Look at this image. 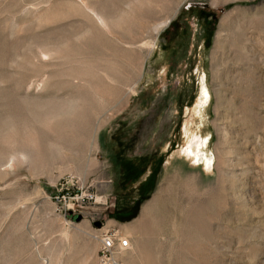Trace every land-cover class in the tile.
<instances>
[{
  "label": "rangeland",
  "instance_id": "rangeland-1",
  "mask_svg": "<svg viewBox=\"0 0 264 264\" xmlns=\"http://www.w3.org/2000/svg\"><path fill=\"white\" fill-rule=\"evenodd\" d=\"M110 228L127 264H264V0H0V264Z\"/></svg>",
  "mask_w": 264,
  "mask_h": 264
},
{
  "label": "built area",
  "instance_id": "built-area-1",
  "mask_svg": "<svg viewBox=\"0 0 264 264\" xmlns=\"http://www.w3.org/2000/svg\"><path fill=\"white\" fill-rule=\"evenodd\" d=\"M77 189L74 192H63L57 195V200L62 201L68 199L67 202L72 205L84 202L85 200L94 199V195H80ZM68 209V208H66ZM99 242L97 250V264H127L125 262V253L129 249L130 239L125 235H121L117 230L110 228L96 235Z\"/></svg>",
  "mask_w": 264,
  "mask_h": 264
},
{
  "label": "bare ground",
  "instance_id": "bare-ground-1",
  "mask_svg": "<svg viewBox=\"0 0 264 264\" xmlns=\"http://www.w3.org/2000/svg\"><path fill=\"white\" fill-rule=\"evenodd\" d=\"M201 94H202V99L204 100V102H206L208 98V92L204 85H202ZM188 132L189 131H187V133ZM206 144H207V139H203L201 136L197 135V133L191 131L187 134V141L184 147L182 148V150L180 151V155H183L194 164H198L199 162H202L203 167L209 170L212 164V158L206 153L207 151H204L205 150L204 147L206 146Z\"/></svg>",
  "mask_w": 264,
  "mask_h": 264
},
{
  "label": "water",
  "instance_id": "water-1",
  "mask_svg": "<svg viewBox=\"0 0 264 264\" xmlns=\"http://www.w3.org/2000/svg\"><path fill=\"white\" fill-rule=\"evenodd\" d=\"M80 217H77V219H79Z\"/></svg>",
  "mask_w": 264,
  "mask_h": 264
}]
</instances>
